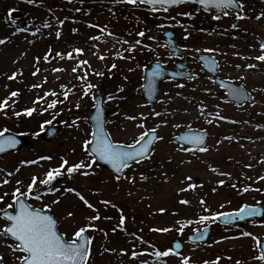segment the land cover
I'll return each instance as SVG.
<instances>
[{
  "label": "rangeland",
  "instance_id": "rangeland-1",
  "mask_svg": "<svg viewBox=\"0 0 264 264\" xmlns=\"http://www.w3.org/2000/svg\"><path fill=\"white\" fill-rule=\"evenodd\" d=\"M243 3L245 5L243 11H251L252 16L245 15L246 19L238 20L237 28H232L231 26L232 22L236 20L233 12L227 17L222 16L220 20L216 21L217 26H215L212 17L217 13L213 11L202 12L196 9V17L205 19L209 30L198 33L194 28L187 27L191 35L185 40L184 36L187 33L177 23V17L182 16L178 15V13L188 12V5L169 9L168 12L159 11L154 16L153 13H150L151 11L146 9L148 6L146 8L134 7L123 3H115L114 0H83L82 3L81 0H41L38 5L32 6L31 9L28 8L25 0H0V38L10 37L5 45H0V95L19 90L20 92H25L26 98L33 102L37 97L43 96L45 92L53 90L59 79L66 78L80 90L79 93L70 96L69 101L73 102L77 97L81 96L80 81L76 79V76L82 73L72 72L77 60H88L90 62L91 67L88 69L90 73L89 80L93 84L112 78L113 80H120V88L135 91L137 86L140 87L142 71L151 61H159L165 67L172 66V62L175 59L166 50V44L160 37V30L173 29L175 31V39L184 51L182 60L184 59L188 62V70L193 75H196L197 79L181 82L180 84L184 85L183 88L177 87V85H174L173 88L172 83L163 81L160 85L158 101L155 104L147 107L141 97L133 94V98L129 100L127 106L120 112L122 114L128 112L131 115L137 114L138 116L143 112L148 115L153 109L158 111L164 107V99L168 98L165 93L170 92L173 97L170 103L173 112L157 120H153L152 116H149L148 120L144 121L146 127H154L162 119L168 121L166 125H162L158 129V134L163 136L164 140L157 142L154 146V153H162L166 140H169L178 130L186 128V121H196L198 128L206 126L205 129L210 133L207 144L210 150L207 153H201L198 158L212 163L219 171L230 172L232 175L229 179V177L220 176L218 173H215V176H210V174L203 175V172L201 173L200 171L196 172L195 168L199 169L200 167L203 170L205 165H200V162L196 166L195 164H188V154L185 156V164L181 166L180 175H183L188 169H193L191 172L193 178L204 185L203 192L206 195H203L201 191L199 196L203 197L207 201V206L215 210V212L233 209L242 202L254 203L261 198L263 199L264 194H255L254 191H251L240 195L238 194V189H242L247 185H252L254 188L264 186V181H257L258 176L264 175V163L260 162L264 159V127H256L258 124L264 125V62H259L255 59L260 54L257 39L264 38V18L256 19L261 12H264V0H243ZM76 8L81 9V11H75ZM12 9L22 12V15L18 18L10 17V20L15 21L14 24H11L9 19H6ZM169 16L176 17V19H167ZM146 19L151 20V22L145 26ZM59 20H64V24L60 25L58 23ZM45 22L51 24L52 27L44 28L43 24ZM90 24L100 25L101 27L107 26V30L114 33V37L105 36L101 41L90 40L89 37L100 34V30L89 27ZM161 24L165 25V27H157V25ZM16 27H27L29 31L13 36L12 32ZM36 28H40L41 31L36 36H32L31 32L35 31ZM73 28L78 29V31L74 33L72 31ZM141 29L146 32L143 38L136 36V33ZM57 30L61 31L59 39L55 36V31ZM149 35L153 36L154 39L149 40ZM136 39H142L143 43L150 45L155 51L149 52L145 49L141 52L138 49L137 52L131 54L135 56V59H120L117 53H122L124 56L130 54L124 51L128 45L117 41L128 40L129 42H134ZM93 45H97V47H93ZM49 48L52 49L53 56H55L56 52L67 53L75 48H83L84 54L71 60L67 59V57L64 59L55 57L51 60V63H46L41 59L38 65L41 72L33 76L35 57H43ZM205 48L215 49V51L207 53L203 51ZM196 49L201 51L196 52ZM234 53H239V55H234ZM199 54L212 55L216 58L219 62V75L248 88L253 92L254 101L239 109L228 104L223 98L222 91L212 84L209 76L202 70L200 62L195 59ZM98 55H104L106 58L100 60ZM242 57H248L249 59H242ZM113 63L117 67L109 71ZM237 64L241 65V67L236 68ZM247 64H254L256 67L249 69L246 67ZM52 68H63L66 71L53 72L51 71ZM129 68H134L135 71L129 72ZM17 70H22L23 75L18 76L15 81L8 80L7 75H11L12 72ZM93 70L95 72H103L104 75L100 77L91 74ZM125 76L128 77L127 80L124 79ZM45 77L47 78V83H44ZM239 77L244 79H239ZM37 84H42L43 86L41 88L32 87V85ZM206 89L210 91H206ZM117 92H112V95L115 96ZM177 93H180V95H177ZM261 93H263V96H261ZM101 95L103 94L101 93ZM107 97L103 95L104 104L109 110L106 123L108 126L110 115L118 114L120 106L114 107L115 99L109 101ZM201 101L207 105L206 113L219 112L220 115L228 119L217 121L215 116H212L208 118L214 122L208 124L207 119L199 115L198 109ZM217 105L220 106L219 109H217ZM232 120L237 121V123H231L230 121ZM135 123L130 125L126 123L127 128L122 127L120 130L116 127L107 128L115 141L128 138L132 140L142 131L135 127ZM55 124L60 127V132L53 141H46L42 137L34 138L36 134L26 135L32 142L31 147H24L15 153H9L0 158V169L15 173V169L20 168V172L15 173L10 178L12 182L0 188V194L5 191L10 193L16 186V179H21L27 184L33 175L42 178L48 169L59 165L61 157L68 159L70 163L85 159L81 146L85 139L83 137L88 136L91 132L88 123L85 126L78 121L79 127H69V124H65V126L58 123ZM176 125L179 126L177 127ZM226 136L233 137V139L230 141L225 140L224 137ZM217 141H221V143L218 144ZM41 150L45 154L55 153L58 158L55 159L54 163L50 160H39L37 164H21V161L38 160ZM247 164H251L252 168L245 167ZM98 168L100 169L95 171V176L84 177L76 174L68 177L65 175L61 183L55 184L61 190L65 187L77 189L99 209L102 219L95 223L99 228L103 229V232L100 231L99 235L94 237L91 264H139L138 260L134 261L128 255H120V249H128L129 252L133 250L134 241L130 235L131 233H135L137 237L142 236L144 241L154 244L157 248L163 250L170 247L172 237H182L185 240L184 236L187 233L203 225L193 223L188 226L187 232L183 233V235L178 232L157 233L150 231L152 228L170 227L177 220L185 221L191 219L195 221L204 213L200 214L185 208L176 207L177 209H167V212L163 213V216L159 217V219L153 218L150 214L153 213L152 210H154L153 207L155 206L143 204L137 198L142 195V188L133 187V184L129 183L127 179L117 182L104 168ZM135 169V167L130 168L125 175L134 174ZM2 175L0 174V176ZM249 177L251 179H248ZM220 179L226 181L225 185L221 186L217 183ZM233 183L237 185V189L231 187ZM154 184L155 182L149 183L147 187L149 188V186ZM215 185L220 188L213 192L212 189L215 188ZM139 186H142V184ZM97 191L99 194H97ZM129 192L132 195L128 196ZM57 195L61 196L62 202L53 207L52 214L58 218L61 231L66 229L65 227L71 230L76 226L72 225L74 222H72L71 218H67V212L71 210L72 205H77L76 199L79 198L74 193H63L62 191L57 193ZM54 198V196L49 195L41 201L30 200L29 202L34 207H41L44 203H50ZM103 199L111 200L117 207H104L99 203ZM7 203H11L10 195L5 198L3 204H0V207H4ZM222 204L224 205L223 208L220 207ZM63 207L68 209L63 212L61 210ZM119 209H122L127 217L125 222L127 231L118 230L113 233L112 228L116 226L119 219ZM86 215L89 216L87 212ZM105 216L112 217L110 222L113 223V227L111 229L107 230L105 226L108 222V220L103 219ZM86 222V219H84L81 223L84 224ZM3 224L4 221L0 219V227ZM105 232L107 235H104ZM262 234H264V228L261 229V237ZM88 235L92 236L93 231H90ZM210 236L211 238L206 244L196 247L187 246L183 254L190 256L193 263L208 261L209 264H212L217 257H221L220 264L228 260L226 255L239 257V255H246L247 252L253 250L250 240L240 239L236 233H227L221 227L215 228ZM216 241H219V243H216ZM146 247H148V244H140L136 241L135 250L140 251ZM105 248L116 249V251H105ZM0 254L4 255L6 264H15L12 253L3 246L2 242H0ZM145 258L151 259V257H142L141 259ZM230 263L234 264V260H231ZM166 264H178V258L169 257Z\"/></svg>",
  "mask_w": 264,
  "mask_h": 264
},
{
  "label": "snow or ice",
  "instance_id": "snow-or-ice-1",
  "mask_svg": "<svg viewBox=\"0 0 264 264\" xmlns=\"http://www.w3.org/2000/svg\"><path fill=\"white\" fill-rule=\"evenodd\" d=\"M25 2L29 5L36 6L41 0H25ZM83 0H81V3ZM115 3H123L127 5H132L134 7L140 6H148V10L152 13H157L159 11L168 12L169 9L173 6L182 5L185 3L195 2L200 4L205 11L208 9L217 10V14L212 18L214 20H220L223 17H227L231 14V11L235 8H239L240 11L235 13L236 20H243L247 17L242 14L243 9L245 7L243 0H114ZM50 11V9H49ZM75 11L79 12L81 9L76 8ZM178 15L191 17L193 15L192 12H183L178 13ZM11 12H9L8 17L9 22L14 24L15 21L10 20ZM264 18V12H261L256 19L260 20ZM167 19L175 20L176 17L169 16ZM58 23L60 25L64 24V20H59ZM179 23V21H177ZM182 28H184L187 33L184 36V39L187 40L191 35L188 32L187 27L183 24H180ZM232 28H237L238 25L233 23ZM44 28H51L52 25L45 22L43 24ZM89 27L97 28L100 30V34L96 36L89 37L90 40L93 41H101L103 37H114V33L107 30V26L101 27L100 25L90 24ZM159 28H164L165 25H157ZM29 28L24 27H16L12 32V35L15 36L18 33L28 32ZM41 29L36 28L35 31L31 32L32 36H36L37 33H40ZM72 31L75 33L78 29L73 28ZM150 31V30H149ZM203 31V29H201ZM51 35V33H49ZM146 32L144 30L138 31L136 36L143 38L145 37ZM169 35H171L169 33ZM55 36L57 39L61 37V31H55ZM10 39V37L0 38V45H5ZM149 40H153V36H148ZM118 43H122L128 45L127 48L124 49L125 52L130 55L124 56L122 53H117V56L120 59H135L134 55H131L139 49L143 52L147 49L149 52H154L150 45L143 43L142 39H136L134 42H129L128 40L117 41ZM93 47H97V45H93ZM234 47V46H233ZM260 54L255 57V59L259 62H264V42L259 44ZM200 49H196V52H200ZM204 52L211 53L214 52L215 49L205 48ZM75 53V56H74ZM84 54L83 48H75L72 51L67 53L56 52L55 56H53L52 49L49 48L48 52L43 56L35 57L34 68L35 70L32 72L33 76L38 75L41 72L40 67L38 66L41 62V59L46 63H51V60L55 57H59L60 59H76L77 57ZM234 55H239V53H234ZM106 57L104 55H98V59L104 60ZM206 64L210 65L213 70H215L218 65L214 59H206L205 57H199ZM242 59H249L248 57H242ZM91 67L90 62L88 60H77V64L72 68L73 73H82L76 76V79L80 81V89H81V99L84 97H89L92 101V107L95 109V115L91 117L92 120L95 121V128L92 130L87 138H85L82 142V150L85 154V159H81L78 162L70 163L68 159L61 157L60 163L57 167L48 169L43 177H39L37 175H33L30 177V180L27 184L24 183L21 179L15 180V187L9 193L8 191L0 194V204H3L5 198L9 195L11 196V203H7L4 207H0V219L4 221L2 227H0V242L3 243V246L12 253L14 257L15 264H91L92 257V243L94 240L93 236L88 235L90 231H101L103 229L99 228L95 223L102 219L99 209L91 203L85 195H83L80 191L75 188L65 187L62 190L55 186V183L59 177L67 175L68 177H72L76 174L87 177L89 175L95 174L96 165L98 161H104L106 164L110 165L115 173L119 175H115V180L117 182L121 181V179H127L129 183L135 184L136 177L135 176H127L124 175L125 170L132 167V163L136 166L141 165L146 160H151L152 155L155 152V143L158 141L164 140V137L158 134V129L162 125H166L168 121L166 119H162L161 122L154 127H146L144 121L148 120L149 116L154 117H162L168 115L167 112H160L152 110L151 113L145 115L143 112L139 114V117L135 115H126L125 119L129 121H134L135 127L141 129L139 135L134 137L131 142H119L115 141L112 138V135L105 129L104 120L102 119L103 108L101 107L102 101H99L97 96L95 95L94 89H98V84H93L89 80V71L88 69ZM117 65L113 63L111 65L112 69H115ZM147 67V66H145ZM236 68H240L241 65L237 64ZM247 68L252 69L255 68L254 64H247ZM53 72H62L66 71L63 68H52ZM129 72H134V68H129ZM96 76L102 77L104 75L103 72H93ZM166 73L164 72L161 64L157 62L155 67L152 68L151 73L145 79L147 83L142 85L144 89H146L148 96L151 98L156 92V79L159 77H163ZM23 71L17 70L11 73V75H7V79L10 81L17 80L18 76H22ZM173 77L179 75V73H172ZM191 79H197L196 75H192ZM125 80L128 79L127 76L124 77ZM239 79H244L243 77H239ZM44 83H47V78L45 77ZM219 86L221 88H227L228 94L233 97H239L242 100H247L249 98V93H247L243 86L241 87H233L226 81H219ZM42 84L32 85L33 88H41ZM62 91L61 93H57L54 90H49L45 92L43 96H39L36 100L33 101V104H37L41 101L46 103V107L42 108V112H48L49 110H53L57 108V105H62L66 101L69 100L70 96L75 94L72 88H69L68 85L60 86ZM177 87L183 88V84H178ZM120 92H123V88L119 89ZM206 91H210L207 90ZM21 95L19 90L11 91L3 100H0V115L5 117L8 116V109H14L16 100L13 98H18ZM63 96V99H59V96ZM180 95V93H177ZM56 97L48 102V97ZM107 99L109 101L116 99L114 95L109 93ZM254 99V98H253ZM9 101H12L10 104ZM76 109L81 108V103L77 101L74 105ZM219 109V105L216 106ZM207 105H205L202 101L199 106V115L201 117H205L207 119L208 124H212L214 121L209 119L208 117L215 116L217 121H224L228 118L220 115L219 112L212 113L207 112L205 109ZM37 111L36 107H28L24 108L21 111H13V115L17 118L21 116L32 117L33 114ZM71 111V109H68ZM187 111V110H185ZM59 115V113H56ZM81 120V117L77 116L75 119L71 121L68 125L69 127H79L78 121ZM231 123H237V121L232 120ZM45 124H51L52 121H45ZM67 124L68 122L65 121ZM177 127L179 125H176ZM44 125H41L43 128ZM257 128L264 127V125H256ZM10 130L8 128L0 129V152H5L8 149L15 148L19 141L16 139L14 135L9 134ZM208 136L207 131H200L198 133L186 134L178 137L179 141H185L188 144H191L193 147H184L183 144H180L177 148V151L180 152H189L195 154V152L207 153L210 149L207 147L205 143V139ZM225 140H232L233 137L226 136ZM217 143H221V141H217ZM51 156H41L38 160H26L21 161V164L32 165L37 164L39 160H51ZM132 162V163H130ZM183 162V161H182ZM264 163V159L260 161ZM187 163H191V161H187ZM247 168H252L251 164L245 165ZM210 170L213 173H218L220 176H227L229 179L231 178L230 172H222L219 171L215 167H211ZM20 168L15 169V173H19ZM12 171H6L4 169H0V188L10 184L12 178L15 175ZM165 177V182H170V179L167 176V173H163ZM248 179H251L249 177ZM140 180H148V177L143 173L140 174ZM257 181H264V175L258 176ZM217 183L221 186L225 185L226 181L224 179H220ZM204 185L202 183H197L194 180L193 176L190 174L184 175L183 179L180 181V186L178 188V193H187L192 192L196 193L197 189L202 188ZM233 189H237L236 184H231ZM74 193L76 197L79 198V201L82 202L87 209L92 210L95 214L87 216L86 223L74 227L71 230L64 229L61 231L58 218H56L52 213L53 207L59 205L62 200L61 196L57 195V193ZM213 192H216L217 189L213 188ZM251 191L255 192H264V189L254 188L252 185L244 186L242 189H238V194L243 195L244 193H248ZM97 194L98 191H97ZM49 195L54 196L55 198L50 201V203H44L41 207H34L30 200L41 201L45 197ZM129 195H132L129 192ZM104 207H112L116 208L117 206L112 203L109 199H103L99 201ZM178 203L183 206H190L192 201L188 198H181L178 200ZM204 213H208L206 215H200L197 220H185L180 221L177 220L176 223L179 225L176 228V231L183 235L185 228L192 225L193 223L197 224H205L207 222H216L221 221L222 223L228 225L232 224L237 220H246L248 218H257L264 217V203L261 201H257L255 205L251 204H242L238 209H235L231 212H212L211 209L207 206V201L200 197L198 201ZM231 203V201H229ZM221 208L224 205H220ZM158 212L163 214L167 212V209L161 207L158 209ZM75 213L73 211L67 212V218H73ZM103 219L111 220L112 217L105 216ZM127 217L124 215L122 209H119V219L115 227L112 228V232L116 231H127L125 227V222ZM173 229L164 227V228H152L150 231L157 233H168ZM197 233L192 237V239L198 240L203 239L206 233H204L201 229H196ZM104 235H107L105 232ZM133 237V250L129 252L128 249H120V255L125 256L128 255L134 261L138 260L139 264H166L167 258L169 257H177L178 264H193L192 258L190 256L184 255L180 249L181 244L177 242L174 246L168 247L166 249H159L154 244H150L147 241H144L143 237H137L135 233L130 234ZM241 236L250 237L253 241V247L256 251V255L252 257L254 261H257L258 264H264V238L254 235L252 232H242ZM136 241L140 244H148V247L143 250L137 251L136 249ZM219 243V241H216ZM105 251H113L116 249H107ZM142 257H151V259H141ZM228 259H231L229 257ZM221 257H217L216 261L212 262V264H219ZM0 264H6L4 255L0 254ZM203 264H209L208 261H204ZM236 264H240V261H237Z\"/></svg>",
  "mask_w": 264,
  "mask_h": 264
},
{
  "label": "trees",
  "instance_id": "trees-1",
  "mask_svg": "<svg viewBox=\"0 0 264 264\" xmlns=\"http://www.w3.org/2000/svg\"><path fill=\"white\" fill-rule=\"evenodd\" d=\"M101 90H104V87H99ZM3 95H0V100H3ZM10 103V101H9ZM121 103H124L121 102ZM11 104V103H10ZM26 101L24 99L17 100L15 107L16 109H24L28 108L26 107ZM46 107V104H40L36 108L39 113H34L32 118V124L30 125V128L28 127V121L25 120V116H21L20 118H14L15 121H12L13 128L17 129V131H23L25 133H29V131L38 129V125L40 122L45 119L48 120L49 117L47 115H44L42 111L40 112V108ZM14 110L8 109V113L13 114ZM78 112L81 111L80 109H77ZM85 115V114H84ZM83 115V116H84ZM73 115L70 112H67L66 115H64L63 118L68 119L71 118ZM82 116V117H83ZM61 118V116H59ZM36 119V120H35ZM7 121L5 118L0 117V126L2 124H6ZM181 153L180 151L170 149L167 154H162L161 156H157L146 166H142L138 169L137 175L140 178V174L143 173L145 176L148 177V180H144L147 183L155 182L153 186L150 188H145V197H147V204H153L156 209H159L161 207L169 208L170 205H178V200L181 198H188L187 193H178L179 188V182L182 178L181 174V166L184 165L183 159H181ZM183 161V162H182ZM167 173V176L170 179V182H165V177L163 173ZM181 176V177H180ZM180 205V204H179ZM79 208H76L75 211L79 212Z\"/></svg>",
  "mask_w": 264,
  "mask_h": 264
},
{
  "label": "water",
  "instance_id": "water-1",
  "mask_svg": "<svg viewBox=\"0 0 264 264\" xmlns=\"http://www.w3.org/2000/svg\"><path fill=\"white\" fill-rule=\"evenodd\" d=\"M193 3H194L196 6H201V5L198 4V3H195V2H193ZM201 7H202V6H201ZM235 9H236V10H239L238 7L235 8ZM14 14L17 15V14H19V13L14 12L13 15H14ZM167 38H169L168 35H167ZM166 40H167V39H166ZM167 41H168L169 44H170V46H169L170 50H172L175 54L180 55V51L176 50V48H175L174 45H173L172 40H171V41H170V40H167ZM205 58H206V57H205ZM209 58L212 59L211 57H209ZM206 59H208V58H206ZM155 64H156V63H153L152 66H151V68H149V69L147 70L145 78L148 77V76L150 75L152 68L155 67ZM203 64H204V67H206V65H207L208 68L211 67L210 65L206 64L205 62H204ZM177 66H181V65L177 64ZM207 67H206V68H207ZM164 72L166 73L164 76H170V77H173V76L171 75V74H172L171 71L164 70ZM213 72H214V71H213ZM180 74H181V73H180ZM181 75H182V74H181ZM181 75H179V76H181ZM164 76H163V77H164ZM163 77H159V78L156 79V92L154 93V95H153L151 98L148 96L146 89L143 88V95H144V98H145L149 103H151V102L154 103V101L156 100L157 95H158V81H159L160 79H163ZM143 83L146 84V83H147V80L145 79ZM229 84H230V83H229ZM230 85L233 86V87H240V86H234L233 84H230ZM225 89H226V91H227V97H228L227 99L232 100V101H234V102H237L238 104H242V103L245 101V100L240 99L239 97H233V96H230V95L228 94V89H227V88H225ZM244 90H245V89H244ZM97 98H98L99 101H102L101 96H97ZM249 99H250V95H249V98H248L247 100H249ZM101 107L103 108L102 119H103L104 122H105L104 115L106 114V111H105L104 107L102 106V104H101ZM94 115H95V109L93 108L91 115L88 116V117H89L88 120H89V122L92 124L93 130H94V128H95V121L92 120L91 117L94 116ZM104 125H105V123H104ZM104 127H105V126H104ZM198 132H200V130H197V131H196V130H192V129H190V130L180 131V132H178V135H176L175 137L172 138V140H173V141H177V142H179V143H181V144H183V145L193 147L191 144H188V143L185 142V141H179L177 138L180 137V136L186 135V134H192V133H198ZM57 133H58V129H57L56 126H51V127L49 126V127H47V128L44 130V136H45L46 138H48V139H52V138H54V137L57 135ZM9 134L14 135V136L16 137V139L19 141V143L16 145L15 148L8 149V150H6L5 152H0V155L5 154V153L8 152L9 150H18V149L21 148L22 145H26V144L28 143V142L26 141L25 138H22V137H20V136H18V135H16V134H12V133H9ZM207 137H208V136H207ZM207 137H206V139H205V143L207 142ZM97 163L100 164V165H104V167L106 166V168H108V169L110 170V172H111L114 176H115V175H119V174L115 173L114 170L111 168V166L108 165V164H106L104 161H98ZM130 163H132V162H130ZM59 180H60V178L57 179L58 182H59ZM220 222H221V221H220ZM221 223H222V222H221ZM204 230H205L204 233H206V235H207L210 229H209V228H205V229H203L202 231H204ZM196 234H197V233H195V234H193V235H191V236H188V237H189V240L194 241V240L192 239V237H193L194 235H196ZM206 235L204 236L203 239H198V241H203V240H205L206 237H207ZM177 242H179V243L181 244L180 240H178V239H174V240L172 241V246H174ZM181 246H182V245H181ZM180 250H181V249H180Z\"/></svg>",
  "mask_w": 264,
  "mask_h": 264
},
{
  "label": "flooded vegetation",
  "instance_id": "flooded-vegetation-1",
  "mask_svg": "<svg viewBox=\"0 0 264 264\" xmlns=\"http://www.w3.org/2000/svg\"><path fill=\"white\" fill-rule=\"evenodd\" d=\"M249 222H251V221H249ZM252 223H254V222H252ZM250 227L253 228V225H251ZM253 256H254V255H248L247 257H248L249 260H251ZM240 257H242V255H239L238 258H236L235 256H234V257H231V259H232V260L237 259L238 261L243 260V259H241ZM240 263H241V262H240Z\"/></svg>",
  "mask_w": 264,
  "mask_h": 264
}]
</instances>
